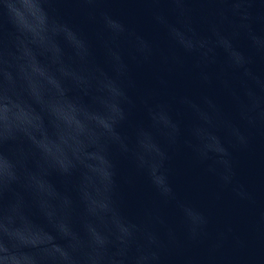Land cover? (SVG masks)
<instances>
[{"label":"water","instance_id":"1","mask_svg":"<svg viewBox=\"0 0 264 264\" xmlns=\"http://www.w3.org/2000/svg\"><path fill=\"white\" fill-rule=\"evenodd\" d=\"M0 264H264V0H0Z\"/></svg>","mask_w":264,"mask_h":264}]
</instances>
